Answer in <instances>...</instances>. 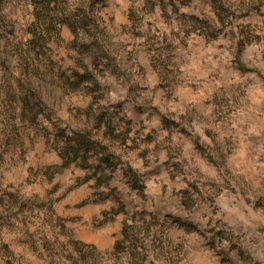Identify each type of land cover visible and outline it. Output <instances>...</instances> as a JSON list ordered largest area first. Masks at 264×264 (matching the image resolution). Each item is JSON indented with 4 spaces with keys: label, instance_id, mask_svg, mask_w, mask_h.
<instances>
[{
    "label": "rangeland",
    "instance_id": "374dc122",
    "mask_svg": "<svg viewBox=\"0 0 264 264\" xmlns=\"http://www.w3.org/2000/svg\"><path fill=\"white\" fill-rule=\"evenodd\" d=\"M0 264H264V0H0Z\"/></svg>",
    "mask_w": 264,
    "mask_h": 264
},
{
    "label": "trees",
    "instance_id": "16d2710c",
    "mask_svg": "<svg viewBox=\"0 0 264 264\" xmlns=\"http://www.w3.org/2000/svg\"><path fill=\"white\" fill-rule=\"evenodd\" d=\"M124 234H125L126 237H128V235H129V226L127 224L124 227Z\"/></svg>",
    "mask_w": 264,
    "mask_h": 264
}]
</instances>
